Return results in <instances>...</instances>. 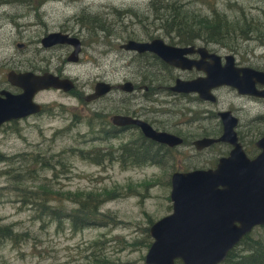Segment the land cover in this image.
<instances>
[{"label":"rangeland","instance_id":"1","mask_svg":"<svg viewBox=\"0 0 264 264\" xmlns=\"http://www.w3.org/2000/svg\"><path fill=\"white\" fill-rule=\"evenodd\" d=\"M181 2L201 13L208 14L213 7L229 19L243 18L242 21L250 22L251 32L248 29L242 31L243 36L231 35V40H237L234 45L199 43L225 53L239 52L253 67H264V0ZM155 15L149 0H0V76L5 78L10 69L41 71L48 68L73 79L80 93H88L94 80L101 78L115 85L136 78L139 73L149 80L155 71H160L158 62L149 56L133 61L132 54L118 46L128 39L153 36L170 40L171 36L157 27ZM57 31L75 34L82 40L76 62L66 60L71 50L68 45L45 47L39 41L49 32ZM129 31L137 37H127ZM161 72L169 73L168 70ZM195 73L196 70H192L188 74ZM43 91L36 100L47 104L46 113L0 126V153L9 158L0 161V222L11 224L16 232L26 234L17 244L0 239V264H87L88 245L93 240L102 247L111 263L145 264L147 249L134 241L142 237L143 228L149 229V219L154 222L170 212L167 198L170 186L165 182L172 167L204 166L203 161L196 160L201 155H193L191 147L181 145L172 150L161 167L122 165L107 158L94 162L85 157L83 150L103 152L111 146L119 150L121 143L133 141L140 132L131 128L118 132L117 136L115 132L105 134L103 128L108 129L107 120L99 118L94 127L90 126L85 112L101 110L108 119L118 110L137 109L144 103L152 108L155 103L144 102L137 90L132 94L112 90L102 100L91 103L56 89ZM217 92L220 94L218 102L203 103L213 112L229 104L238 108L240 114L251 110V103L235 98L231 88ZM160 118L163 117H156ZM103 121L105 125L101 127ZM215 121L216 118L211 119V123ZM209 126L206 120L193 124L192 135L187 139L200 135L201 130ZM37 153L48 157L52 167H39L33 162L32 157ZM40 185L62 194L102 193L110 189L117 193L100 202L99 210L109 215L104 225L73 230L67 221L57 225L53 220L37 218L33 207L22 201L24 189ZM128 185L133 187L127 189ZM248 234L264 242V225L255 226ZM240 248L237 244L236 249Z\"/></svg>","mask_w":264,"mask_h":264},{"label":"water","instance_id":"2","mask_svg":"<svg viewBox=\"0 0 264 264\" xmlns=\"http://www.w3.org/2000/svg\"><path fill=\"white\" fill-rule=\"evenodd\" d=\"M41 43L44 46L55 43L68 44L72 46V50L67 60H78L81 50L78 37L66 32H51L41 39ZM122 47L137 52H153L164 62L181 69H189L195 64L196 69L205 72V76H197L192 80H176L170 87L175 92H196L201 98L213 99L210 95L211 88L229 85L240 93H253L237 78L239 71L243 72L246 78L253 77L257 82L264 83V71L233 69L230 64L219 67L209 63L204 66L201 59L193 63L186 58L187 54L195 51L200 54L207 52L204 47L169 45L160 37L149 41L128 40ZM207 56L212 58L213 54L207 53ZM227 58L233 59L231 56ZM7 79L22 92L12 94L0 91V94H4L0 96V125L38 112L41 105L33 101L37 91L48 88L67 91L73 86L70 78L58 77L50 72L39 74L32 71H9ZM131 87L129 81L117 86L123 91H130ZM112 88L107 82L96 81L93 92L86 100L104 95ZM222 118L224 119L223 115ZM228 119L231 123L234 121L231 117ZM110 121L116 126H137L143 135L151 140L168 145L180 142L178 137L157 131L147 121L128 114H114ZM231 123L225 133L216 140L197 139L194 142L196 148L213 141L233 142ZM260 146L262 151L252 160L235 147L228 157L219 159L214 169L171 173L168 194L171 209L168 214L149 225L148 232L152 240L144 255L145 264H175L176 259L180 260V264H219L253 225L264 224V138Z\"/></svg>","mask_w":264,"mask_h":264},{"label":"flooded vegetation","instance_id":"3","mask_svg":"<svg viewBox=\"0 0 264 264\" xmlns=\"http://www.w3.org/2000/svg\"><path fill=\"white\" fill-rule=\"evenodd\" d=\"M70 35L76 36L75 34H70ZM155 37L157 36L148 37L145 39H139V41H149ZM39 41L41 42V40ZM163 41L169 45L181 47V45L179 44L170 43V40L165 41L163 39ZM80 42H81V48H82L81 39H80ZM57 45H61L62 47L63 45L66 46L68 44L58 43V44H54L51 46H57ZM187 45H182V46H187ZM189 45H193L195 46V48L204 47L207 51V52H204L203 54H200L199 52H196V51L193 53L187 54L186 58L192 60L193 63L196 62L198 59H201V64L204 66L208 65L209 63L216 64L219 67H222V66L224 67L225 65L230 64L231 68L233 69L249 68V69L264 71V67H258V66L253 67L252 64L248 62V58L246 56L245 57L242 56L239 52L234 51L231 53H225L213 47L205 46L199 43V41H197L195 44H189ZM51 46H47V47H51ZM68 46L72 50V46L70 45ZM118 47L119 49H121L120 45ZM71 50L67 54L66 60L70 56ZM130 53L132 54L131 57L133 61H136V59L138 58H145L148 56L156 59V56H157L156 54L152 52H144L140 54L136 52H130ZM207 53L213 54V57L210 58L209 56H207ZM139 56H142V57H139ZM227 56H231L233 59L229 60ZM157 62L160 66V71L158 70L155 71L154 77L149 80L146 79L147 76L142 77L141 75H139V73L136 76V78H132L131 80L125 79L124 81L117 83L115 85L109 83L107 80L103 78L94 80L93 86L96 81H103V82H107L111 84L113 88L109 92L105 93L104 95L93 98L91 100H86V97L89 96L93 92V86H92V89L88 93H80L76 90V86L74 84L75 81L73 79H71V81L73 82V86H71L69 90L67 91H63L61 89H56V90L62 93L65 92V94L71 95L74 98L79 99L80 101L91 103L97 100H102L103 98L106 97L107 94L111 93L112 90L121 91L119 90V88H117V86L125 81H130L133 85V91L131 92L121 91V92L132 94L137 90L141 94L140 95L141 99L143 98L145 99L144 102H146V100H149L150 102H154L155 107L152 106L151 108V106H148V105L146 106L144 103L143 105H140L137 109L130 108L127 110L125 109L118 110L117 112H114L113 114H111L108 119L106 118L107 115L104 113V111H101V110H92L90 112H85V114H90L92 117H94L96 116L97 113H100L99 118H103L105 116L104 119H106L107 122L109 123L108 129L106 130V132L107 133L115 132L116 136L118 135L117 134L118 132L127 131L128 129H131V128H133L134 131L141 132L140 129L134 125H125V126L112 125L110 121V118L112 115L128 114L133 117L147 121L150 124V126L157 131H163V132L172 134L178 137V139H180V142L178 144L168 145V144L161 143L155 140H151L146 137L148 142L149 141L153 142V149L155 150V152L157 150L156 154L161 157H159L157 164L148 162L144 165L155 164L160 167L161 165H165L167 157L172 154V150L181 145H187L191 147V149L194 150L193 155H196V156L201 155L196 160L199 162L203 161L205 165L191 167V168L172 167L171 169L172 172H184V171H190L194 169H214L216 168L219 159L228 157L231 151L235 149V147L240 149L242 153L249 160L254 159L262 151V147L260 146V144H262V138H264V96L260 94H264V83L257 82L256 79L253 77L246 78V76H243V72L239 71L237 72V78L243 81L244 87L249 88L250 90H252L253 93H240L236 88L231 87L229 85H219V86H216L210 89V95L213 97V99H205V98L199 97L196 92L195 93L194 92H175V91L169 90L168 88L170 85H173L175 81L178 79L187 81V80H192L193 78L197 76H205V72L202 69H196L195 64H192L191 65L192 67L189 69L187 68L181 69L179 67L171 66L164 61H162L163 63L162 66H161L160 61H157ZM147 65H149V63ZM162 67L168 70L169 73L166 74L165 72H161V71H165L162 69ZM148 70H152V69H148ZM192 70H196V73L188 74L189 71H192ZM13 71L15 72L32 71L34 73H39V74L43 72H51L54 75H57L58 77H69V76H65L61 74L58 71L55 72V70L50 71L48 68L47 69L42 68L41 71L37 69H34V70L14 69ZM7 73L5 74V78L0 76V91H7L12 94H18L22 92V90L18 86L11 84L8 81ZM224 88H231L234 92L233 96L235 98L239 100L244 99L250 102L251 110L247 114H240L238 113V108L234 107L233 104H229L228 107L213 112V110L203 105V103L208 104L209 102H212V103L218 102V97L220 96V94L217 91L224 89ZM49 89H52V88H49ZM43 90L47 91L48 89H43ZM43 90H39L34 94L33 100L35 102L38 103L36 98L40 92H44ZM3 95L4 94H0V96H3ZM39 104L41 105V108L38 112L26 115L24 117L15 119L13 121L18 122L20 120H25L30 117L37 116L40 113H46L48 109L47 104L40 103V102ZM110 110L113 111L112 109ZM203 113L204 115H202ZM225 113H228V114L224 115ZM143 114H146V115L143 116ZM148 114L154 115V117L148 118L147 116ZM222 115L224 116V119L222 118ZM157 116L163 117V118L156 119ZM229 117L234 119L232 123L228 119ZM212 118H216V121L213 123H211ZM202 120H206L208 124L211 125L209 126V129L208 128L202 129L201 127L202 133L200 135L194 136L193 138H191V140H188L187 136L192 135V133L190 132V127L193 124L202 123ZM230 123H231L230 131L233 136V142L229 140L213 141L209 143L208 145H205L201 148H196L194 142L197 139L209 138V139L216 140L225 133ZM101 127H103V125H101ZM125 143L127 144L128 141ZM125 143H121V145ZM117 153H118V149H116V152L112 154V159H109V161L116 160L121 164V161L118 159ZM124 158H125V154H123L121 151V160H124ZM204 158L205 160H203ZM101 161H103V159ZM168 185H170V176L168 178Z\"/></svg>","mask_w":264,"mask_h":264},{"label":"trees","instance_id":"4","mask_svg":"<svg viewBox=\"0 0 264 264\" xmlns=\"http://www.w3.org/2000/svg\"><path fill=\"white\" fill-rule=\"evenodd\" d=\"M149 6L151 11L156 14L153 17L158 22L157 27L163 33L171 36L169 38L172 44L189 45L199 41L203 44L215 42L224 46L227 43L234 45L237 40H231V35L243 36L242 31H248V29L251 32L250 28L252 26L249 27L250 22H246L247 20L242 21L243 18L229 19L213 7L206 14L183 6L181 0H149ZM240 21L242 22L240 23ZM126 35L127 37H137L132 31L126 32ZM124 38L126 39V37ZM173 39L176 41L173 42ZM155 60L158 61L157 58ZM162 69L166 71L165 68L162 67ZM99 117L100 113H97L94 117L90 114L86 115V118L89 119L88 124L93 127L94 122H97ZM102 125H105L104 121ZM103 133L108 134L105 128H103ZM151 148H153V142H148L147 138L140 132L139 136L133 141H128L127 144H122L121 148L119 147L118 159L122 165L140 166L148 162L157 164L161 156H158ZM121 151L125 154L124 160H121ZM115 152L116 148H112V146L103 152L94 149L83 150L85 157L94 162H99L98 160L103 157L112 159V154ZM2 160H9V158L0 153V161ZM32 161L37 162L40 165L39 167H52L50 159L48 157L43 158L38 153L33 155ZM165 184L168 185V179ZM130 187L133 186L128 185L127 189H130ZM23 191L25 197H22V201L33 207L36 215H38L37 218L53 220L57 225L67 221L73 230H81L83 227L95 226V224L104 225L109 215L103 214L99 210L100 202L104 198L112 197L117 193L114 189H110L102 193L90 191L83 194H72L71 192L62 194L59 190H52L44 185L37 186L34 189H24ZM147 222L149 225L153 221L149 219ZM24 236H26L25 233L16 232L11 224L0 222L1 240L7 239L12 244H17ZM137 242L148 248L151 243L148 227L142 229V237L134 241V243ZM134 243H131V245ZM238 245H241V248L239 250L236 249V246L231 248L220 264H264L263 241L245 236ZM87 253V260H85L87 264H114L106 258L107 255L103 252L102 247L96 243V240L90 242ZM176 263H179V261Z\"/></svg>","mask_w":264,"mask_h":264},{"label":"bare ground","instance_id":"5","mask_svg":"<svg viewBox=\"0 0 264 264\" xmlns=\"http://www.w3.org/2000/svg\"><path fill=\"white\" fill-rule=\"evenodd\" d=\"M84 28V27H83ZM57 32H61V31H57ZM49 33H51V32H49ZM48 33V34H49ZM62 33H65V32H62ZM67 33V32H66ZM69 34V33H68ZM73 36V35H72ZM75 37H77V36H75ZM79 38V37H78ZM80 39V38H79ZM128 40H135V41H139V40H136V39H128ZM128 40H126L125 42H123V44H125ZM55 44H58V43H55ZM123 44H120V48L121 49H123V50H125V51H128V52H136V53H138V54H140V53H144V52H150V51H142V52H137V51H135V50H130V49H124L123 47H122V45ZM52 45H54V44H52ZM49 46H51V45H49ZM45 47H47V46H45ZM195 47V46H194ZM153 53V52H152ZM155 54V53H154ZM156 58H157V60L158 61H160L161 63H162V59L157 55L156 56ZM130 82V81H129ZM131 83V82H130ZM175 84V83H174ZM173 84V85H174ZM131 85H132V83H131ZM173 85H170L168 88H169V90H171L170 89V87L171 86H173ZM132 89L130 90V91H123V90H121V89H119V90H121V91H123V92H131V91H133V85H132V87H131ZM171 91H173V90H171ZM142 133V132H141ZM142 135H143V133H142ZM144 136V135H143ZM145 138H146V136H144ZM168 158V157H167ZM168 160V159H167Z\"/></svg>","mask_w":264,"mask_h":264}]
</instances>
